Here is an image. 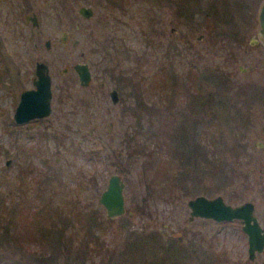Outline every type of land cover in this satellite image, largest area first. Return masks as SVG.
Returning <instances> with one entry per match:
<instances>
[{
  "label": "rangeland",
  "instance_id": "obj_1",
  "mask_svg": "<svg viewBox=\"0 0 264 264\" xmlns=\"http://www.w3.org/2000/svg\"><path fill=\"white\" fill-rule=\"evenodd\" d=\"M96 1L0 0V264H41L30 255L35 244L18 247L13 239L24 231L18 212L30 222L48 198L91 205L101 225L85 240L79 224L46 222L54 264H264V249L248 259L239 221L189 220L186 206L197 195L229 205L249 201L264 230V46L256 19L262 0H198L215 7L213 27L186 20L176 2L145 3L157 10L155 32H144L148 41L135 14L129 19L120 6ZM80 6L92 15L81 17ZM31 13L37 27L24 18ZM103 47L112 56L133 49L132 60H123L121 72L103 73ZM37 61L51 77L52 111L43 121L54 137L12 120ZM75 63L88 65L87 87L78 84ZM62 84L76 110L70 118L59 101ZM110 89L118 92L114 105ZM174 126L181 134L170 145ZM135 144L143 151L131 152ZM127 152L131 157L120 158ZM155 156L168 160L160 168L166 177L153 172ZM113 173L124 184V213L107 220L97 198ZM82 175L94 178L93 192L78 189ZM144 200L148 207L136 211ZM28 225L39 232V223ZM168 244L174 251L165 254Z\"/></svg>",
  "mask_w": 264,
  "mask_h": 264
},
{
  "label": "trees",
  "instance_id": "obj_2",
  "mask_svg": "<svg viewBox=\"0 0 264 264\" xmlns=\"http://www.w3.org/2000/svg\"><path fill=\"white\" fill-rule=\"evenodd\" d=\"M158 1L159 0H97L96 5L98 6L100 5L101 2H103V3H107L111 7L120 6L124 10V12L127 13L126 15L129 17V19L133 17V14H135L134 18H137L140 21V23L138 22V24L139 25H142V23L145 24L146 28L145 30L142 29L143 30L142 33L144 34V37L146 40L149 37L148 33L155 32L154 21L157 18V14H154V13L157 10L154 9V7H150V6H149V9H146L142 5L145 3L153 4ZM170 2H176L174 10L177 13L183 14V17L186 20H190V21L193 20L199 25L206 24V26H208L209 23H211L210 19L211 18L214 19L215 14H216V9L210 2H208V5L204 7L199 6L198 0H170ZM209 27H213V24L209 25ZM144 32H148V33H144ZM99 49H102V48H99ZM99 49L96 50L97 53H100ZM104 49L105 47H103V50H102V57H101L102 60L98 64L100 66V69H102L103 73L105 72V70H107V72L109 73H115L116 71L121 72L122 68L125 67L124 63H122L123 60H126V59L132 60L131 58L134 53L133 49H125L124 51L116 50L117 55L115 54L116 52L114 51V55L112 56L109 52H107L108 50L106 51ZM146 52H147V47L142 49V51L140 52V55L144 57ZM162 71L164 72V74ZM159 74L165 75L166 72L160 68ZM203 78L206 80L208 77H205L204 75ZM145 106H146L145 104L141 103L138 107L145 110L146 109ZM152 107L155 108L154 105L150 106V108ZM164 110L166 112V107L164 108ZM171 114H174V113H171ZM174 129H175L174 132L169 135L170 145L177 143L176 141H174V138L179 137V135L181 134V131L177 133V126H174ZM135 146H136V149L132 148L131 152L140 153V151H143L144 149L143 148L144 146H142V144H139V145L135 144ZM137 146L139 147V149ZM170 150H171L170 153H172L171 148ZM129 157H131L130 152L124 153V155L120 156V158L122 159L124 158L128 159ZM149 159L152 160V158H149ZM128 162L129 161H127V163ZM167 162L168 160H162L161 157H156L155 162H153V165H154L153 172L157 170V173L158 174L163 173V176L166 173L164 176L166 177V175L168 174L167 170H165V168L163 169H160V168L161 166L167 164ZM120 169H123V168H120ZM44 176H45V173H43V177ZM77 179H81L80 181H78L79 190L85 193L88 191L93 192L92 191L93 183H94L93 177H89L88 179L87 178L85 179L84 175H82V177H78ZM85 186L91 187V188L85 189ZM146 207H148V205H147L146 200H144L141 206L136 205L135 210L142 213V211ZM34 211H35L34 213H30V211L27 210L26 215L30 213L32 215L31 218L34 219L30 222L27 221V219L30 218L29 216L26 217L27 218L26 219L23 213L21 214L20 212H18L17 225L22 226L23 224L24 231H23V235L19 236L20 237L19 240L13 239V242H15L18 245V247H21V244H24V243L25 244L26 243L35 244L36 249L33 250L30 253V255L33 256V258L39 261V263L41 264H54L57 262V256L53 252L54 251L53 246H55V244H53L54 238L48 235V231L45 228L47 223L53 224L54 226L57 224H62L63 227L65 226V228L70 227V226L73 228L75 224H79L82 228H84L83 238L85 240L92 239L91 237L94 234L93 230L95 229L99 230L101 226L99 223L98 217L96 215L97 213L93 211L92 206L91 205H81L80 202L77 200L75 201H67V200L56 201L50 198H48L47 200L43 199L42 204L38 208H36V210ZM38 223L41 226L38 227L40 228V230L36 235L34 233L32 234L31 231L27 230V228L25 230V225L29 224L28 225L29 228L32 226L37 227ZM44 230L46 231L44 232ZM11 237H14V236H11ZM69 237H71V235H69ZM173 248L174 246L172 244H168L165 254H167L168 251H171V249L172 251H174ZM53 256L55 257L53 258ZM173 257L175 256H171L169 258L172 260ZM166 259L168 260V258ZM162 260L165 261V259H162Z\"/></svg>",
  "mask_w": 264,
  "mask_h": 264
},
{
  "label": "water",
  "instance_id": "obj_3",
  "mask_svg": "<svg viewBox=\"0 0 264 264\" xmlns=\"http://www.w3.org/2000/svg\"><path fill=\"white\" fill-rule=\"evenodd\" d=\"M77 13L83 18H89L92 15L90 7L80 6ZM26 21H30L33 27H37V18L31 13L26 15ZM257 24L259 39L264 45V0H262L257 12ZM62 43L66 42V36L63 34L60 38ZM45 47H48V41H45ZM72 70L77 76L79 85L87 86L90 82V71L86 63H75ZM67 72V67L59 70V73ZM32 88L24 90L19 95V100L14 108L12 120L15 124H23L29 120L43 118L51 112V78L47 66L42 62L34 63V74L32 79ZM110 102L116 104L118 95L114 89L108 92ZM10 160L5 161L9 165ZM124 184L118 174H110L103 191H101L97 203L103 208L105 217L113 219L124 213ZM189 210V220L193 218L208 219L214 222H231L237 220L241 223V231L246 236L247 257L253 261L256 254L264 249V230L259 225L254 216L253 204L249 201L237 205H229L223 201L220 196L207 198L203 195H197L186 202Z\"/></svg>",
  "mask_w": 264,
  "mask_h": 264
},
{
  "label": "flooded vegetation",
  "instance_id": "obj_4",
  "mask_svg": "<svg viewBox=\"0 0 264 264\" xmlns=\"http://www.w3.org/2000/svg\"><path fill=\"white\" fill-rule=\"evenodd\" d=\"M258 34V33H257ZM258 39H259V35H258ZM260 40V39H259ZM260 43H261V41H260ZM45 44V43H44ZM45 46V45H44ZM264 46V45H263ZM50 47V44H49V42H48V47H47V49ZM89 68V67H88ZM33 74H34V66H33ZM51 78V77H50ZM33 79V78H32ZM32 79H31V83H32ZM78 84H79V82H78ZM81 86V85H80ZM88 86V85H87ZM87 86H84V87H87ZM81 87H83V86H81ZM32 88V85H31V87L30 88H28V89H31ZM28 89H25V90H28ZM57 89H59V91H60V95L61 96H63V97H59V101H60V103H61V106L62 107H64V106H66V108H65V113L63 114L64 116H67L66 118H70L69 116H73V115H75V112H76V110H75V108H74V106H72L70 103H69V89H68V87H67V84H62V86L61 87H57ZM111 90V89H110ZM109 90V91H110ZM115 90V89H114ZM24 91V90H23ZM108 91V92H109ZM116 91V90H115ZM22 92V91H21ZM20 92V93H21ZM117 92V91H116ZM20 95V94H19ZM68 95V96H67ZM117 95H118V92H117ZM107 96H108V93H107ZM108 98H109V96H108ZM51 99H52V91H51ZM262 100H263V102H264V97L262 98ZM109 101H110V98H109ZM118 101H119V97H118ZM111 103V102H110ZM112 104V103H111ZM50 105H51V101H50ZM112 105H114V104H112ZM51 111H52V108H51ZM50 114H51V112H50ZM49 114V115H50ZM49 115L48 116H45V117H43V118H37V119H32V120H29V121H27V122H25V123H23V124H19V125H23V127H24V129H27L28 128V126H32V128H36V129H39V130H41L42 129V131L44 130V132L47 134V135H50L51 137H54V131H53V129L52 128H50V127H48L47 126V124H46V122L45 121H43V120H45L47 117H49ZM66 128H68L67 126L65 127V129ZM31 129V128H30ZM66 130H69V129H66ZM68 132V131H67ZM86 135L87 136H90L91 135V131H89L88 133H86ZM85 140L84 139H82V138H80V139H78V144L79 145H81V143H83ZM261 146V145H260ZM123 182V181H122ZM107 183V182H106ZM103 191V190H102ZM101 193V192H100ZM100 195V194H99ZM99 197V196H98ZM98 199V198H97Z\"/></svg>",
  "mask_w": 264,
  "mask_h": 264
}]
</instances>
